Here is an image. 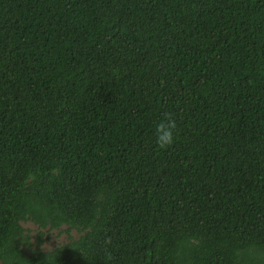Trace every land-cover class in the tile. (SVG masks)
<instances>
[{
	"label": "trees",
	"instance_id": "1",
	"mask_svg": "<svg viewBox=\"0 0 264 264\" xmlns=\"http://www.w3.org/2000/svg\"><path fill=\"white\" fill-rule=\"evenodd\" d=\"M0 264H264V0H0Z\"/></svg>",
	"mask_w": 264,
	"mask_h": 264
},
{
	"label": "clouds",
	"instance_id": "2",
	"mask_svg": "<svg viewBox=\"0 0 264 264\" xmlns=\"http://www.w3.org/2000/svg\"><path fill=\"white\" fill-rule=\"evenodd\" d=\"M174 128V121L165 115L163 119L154 125L153 135L155 137V142L161 147L171 144Z\"/></svg>",
	"mask_w": 264,
	"mask_h": 264
},
{
	"label": "rangeland",
	"instance_id": "3",
	"mask_svg": "<svg viewBox=\"0 0 264 264\" xmlns=\"http://www.w3.org/2000/svg\"><path fill=\"white\" fill-rule=\"evenodd\" d=\"M23 227H28L29 229H33L34 225H32L30 222H24L22 223ZM32 233V231H31ZM76 233L74 230L70 232V235L74 236ZM67 240V236L65 233H60L59 235L57 234V231H51L49 238L44 242L42 248L45 250H48L52 247H54L57 244H60L62 242H65Z\"/></svg>",
	"mask_w": 264,
	"mask_h": 264
}]
</instances>
